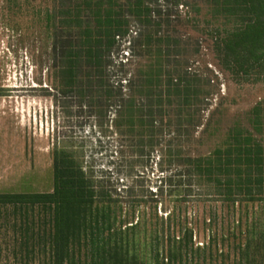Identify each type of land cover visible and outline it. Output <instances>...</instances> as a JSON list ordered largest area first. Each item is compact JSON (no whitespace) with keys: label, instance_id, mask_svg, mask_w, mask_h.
I'll return each mask as SVG.
<instances>
[{"label":"rangeland","instance_id":"rangeland-1","mask_svg":"<svg viewBox=\"0 0 264 264\" xmlns=\"http://www.w3.org/2000/svg\"><path fill=\"white\" fill-rule=\"evenodd\" d=\"M195 2L161 4L163 14H170L164 29L179 38L182 61L205 79L200 123L186 142L187 134L177 137L165 120L152 147L139 123L146 111L139 70L148 57L133 55L139 29L133 17L103 79L88 83L82 69L72 83L52 50V9L60 0H0V193L53 191L55 152H78L86 174L96 181L98 200L106 204L112 232L121 231L132 251L137 239L143 264H264L262 202L226 201L206 185L170 195L169 176L176 180L181 168L167 156L170 144L193 155L208 154L236 126L255 131L252 112L259 103L261 133L256 135L264 136V65L249 75L223 66L209 32L213 26L230 30L234 23L212 17ZM131 95L134 125L127 124L122 105ZM21 223L19 213L0 206V264L27 263L20 251ZM76 250L77 264H90L91 250L85 244Z\"/></svg>","mask_w":264,"mask_h":264},{"label":"trees","instance_id":"trees-1","mask_svg":"<svg viewBox=\"0 0 264 264\" xmlns=\"http://www.w3.org/2000/svg\"><path fill=\"white\" fill-rule=\"evenodd\" d=\"M194 1L205 5L212 17L234 23L230 30L213 26L209 32L223 66L234 74L249 75L264 65V0ZM161 2L188 6V0H60L52 9V50L72 83L82 69L88 83L94 77L103 79L119 40L129 34L133 17L139 26L133 55L148 57L139 70V93L146 101L139 123L146 127L152 147L165 120L177 137L187 134V142L191 128L200 123L197 119L208 94L205 79L190 70L186 59L182 61L179 38L164 29L170 14H163ZM122 99L127 124L134 125V98ZM260 106L252 112L255 131L236 126L208 154L193 155L170 144L167 156L181 167L176 180L169 176L174 184L170 195L179 197L187 186L206 185L226 201L257 199L264 204V136L256 135L261 133ZM54 169L51 192L0 193V206L22 219L20 251L26 264L31 258L38 264H77L76 249L82 244L91 250L90 264H143L137 239L132 251L121 231L112 232L106 204L98 200L96 181L86 174L78 152L56 151ZM13 253L17 257L18 250Z\"/></svg>","mask_w":264,"mask_h":264}]
</instances>
